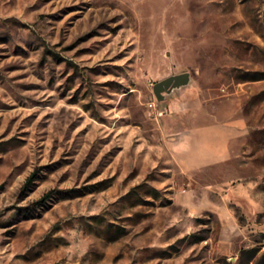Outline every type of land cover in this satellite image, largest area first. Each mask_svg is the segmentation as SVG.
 Here are the masks:
<instances>
[{
	"label": "rangeland",
	"instance_id": "rangeland-1",
	"mask_svg": "<svg viewBox=\"0 0 264 264\" xmlns=\"http://www.w3.org/2000/svg\"><path fill=\"white\" fill-rule=\"evenodd\" d=\"M0 264H264V0H0Z\"/></svg>",
	"mask_w": 264,
	"mask_h": 264
},
{
	"label": "crops",
	"instance_id": "crops-1",
	"mask_svg": "<svg viewBox=\"0 0 264 264\" xmlns=\"http://www.w3.org/2000/svg\"><path fill=\"white\" fill-rule=\"evenodd\" d=\"M237 127V122L217 121L176 133L169 145L180 169L188 172L229 159Z\"/></svg>",
	"mask_w": 264,
	"mask_h": 264
},
{
	"label": "water",
	"instance_id": "water-1",
	"mask_svg": "<svg viewBox=\"0 0 264 264\" xmlns=\"http://www.w3.org/2000/svg\"><path fill=\"white\" fill-rule=\"evenodd\" d=\"M189 81L190 75L188 72L173 74L155 82L152 87L153 93L158 101L163 100L166 95L186 86Z\"/></svg>",
	"mask_w": 264,
	"mask_h": 264
},
{
	"label": "built area",
	"instance_id": "built-area-1",
	"mask_svg": "<svg viewBox=\"0 0 264 264\" xmlns=\"http://www.w3.org/2000/svg\"><path fill=\"white\" fill-rule=\"evenodd\" d=\"M157 103H158V101H156V100L150 101V102H148L147 106L149 109L155 110V109H157Z\"/></svg>",
	"mask_w": 264,
	"mask_h": 264
},
{
	"label": "trees",
	"instance_id": "trees-1",
	"mask_svg": "<svg viewBox=\"0 0 264 264\" xmlns=\"http://www.w3.org/2000/svg\"><path fill=\"white\" fill-rule=\"evenodd\" d=\"M48 196V194H46L45 196H43V198H45V197H47Z\"/></svg>",
	"mask_w": 264,
	"mask_h": 264
}]
</instances>
